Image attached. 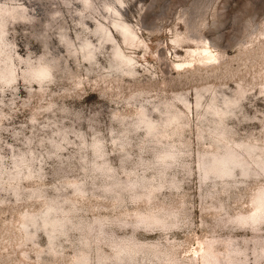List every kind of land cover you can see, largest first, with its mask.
<instances>
[{
  "label": "rangeland",
  "instance_id": "obj_1",
  "mask_svg": "<svg viewBox=\"0 0 264 264\" xmlns=\"http://www.w3.org/2000/svg\"><path fill=\"white\" fill-rule=\"evenodd\" d=\"M0 264H264V0H0Z\"/></svg>",
  "mask_w": 264,
  "mask_h": 264
},
{
  "label": "bare ground",
  "instance_id": "obj_2",
  "mask_svg": "<svg viewBox=\"0 0 264 264\" xmlns=\"http://www.w3.org/2000/svg\"><path fill=\"white\" fill-rule=\"evenodd\" d=\"M228 167V166H227ZM222 174V173H221ZM224 174V173H223Z\"/></svg>",
  "mask_w": 264,
  "mask_h": 264
}]
</instances>
